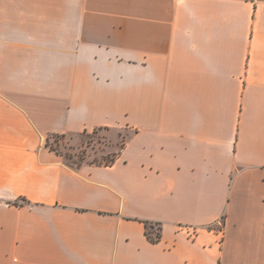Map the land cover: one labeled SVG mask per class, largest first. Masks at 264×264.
<instances>
[{
  "label": "crops",
  "instance_id": "obj_1",
  "mask_svg": "<svg viewBox=\"0 0 264 264\" xmlns=\"http://www.w3.org/2000/svg\"><path fill=\"white\" fill-rule=\"evenodd\" d=\"M0 264H264V0H0Z\"/></svg>",
  "mask_w": 264,
  "mask_h": 264
},
{
  "label": "rangeland",
  "instance_id": "obj_2",
  "mask_svg": "<svg viewBox=\"0 0 264 264\" xmlns=\"http://www.w3.org/2000/svg\"><path fill=\"white\" fill-rule=\"evenodd\" d=\"M126 130L96 129L81 134L51 138L56 150L71 165L82 162L108 163L120 149Z\"/></svg>",
  "mask_w": 264,
  "mask_h": 264
},
{
  "label": "trees",
  "instance_id": "obj_3",
  "mask_svg": "<svg viewBox=\"0 0 264 264\" xmlns=\"http://www.w3.org/2000/svg\"><path fill=\"white\" fill-rule=\"evenodd\" d=\"M64 135H66V134H52L48 138V145H49V147L52 150L57 151L56 148L54 147L53 143L51 142V138L52 137L53 138H56V137L64 136ZM116 156H117V153L115 154L114 158L110 162H108L106 164L113 163L115 161V159H116ZM145 224H146V235H147L148 239L151 242H153V243L159 242L160 241V238H161V226H160V224H157V223H154V222H147V221L145 222Z\"/></svg>",
  "mask_w": 264,
  "mask_h": 264
}]
</instances>
